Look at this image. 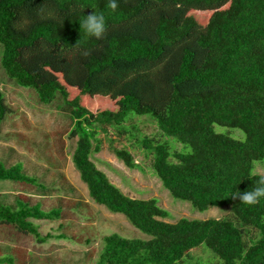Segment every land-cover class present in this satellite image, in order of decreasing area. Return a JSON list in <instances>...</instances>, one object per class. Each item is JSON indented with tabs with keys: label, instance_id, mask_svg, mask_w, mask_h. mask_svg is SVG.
<instances>
[{
	"label": "trees",
	"instance_id": "1",
	"mask_svg": "<svg viewBox=\"0 0 264 264\" xmlns=\"http://www.w3.org/2000/svg\"><path fill=\"white\" fill-rule=\"evenodd\" d=\"M106 4L0 0L4 73L68 115L70 137H77L73 162L90 197L149 236L104 235L91 264H202L190 261L201 245L219 264H264V199L248 206L231 197L256 186L258 177L249 173L264 161V0H119L115 12ZM94 11L106 19L99 39L80 29L79 20ZM10 111L0 90V125ZM144 114L183 149L126 124L130 115ZM217 126L240 129L245 137ZM108 127L135 139L174 198L199 211L229 206L232 215L168 222L157 198L125 194L92 160L102 149L100 131L113 142ZM112 151L128 168L145 170L127 147L112 145ZM2 180L48 189L21 163L0 161ZM64 198L50 209L23 194L15 204L0 201V225L40 243L67 238L65 232L42 234L32 220L62 219ZM0 264H16V256L0 255Z\"/></svg>",
	"mask_w": 264,
	"mask_h": 264
},
{
	"label": "rangeland",
	"instance_id": "2",
	"mask_svg": "<svg viewBox=\"0 0 264 264\" xmlns=\"http://www.w3.org/2000/svg\"><path fill=\"white\" fill-rule=\"evenodd\" d=\"M0 90L11 110L0 125V161L6 166L21 163L27 174L37 177L48 188L43 192L35 186L2 180L0 201L15 204L16 195L23 194L30 198L31 203L41 202L43 209H50L57 206L59 196H64L62 219L32 220L42 234L65 232L68 235L67 238H51L40 243L35 237L20 233L14 227L0 225V255L14 253L16 264H91L103 248L104 235L118 233L128 238L149 237L133 226L124 214L112 212L90 197L88 187L73 162L77 137H70V119L55 102H39L32 89L17 85L6 76L1 66ZM130 117L133 118L126 124L135 123L142 134L169 141L172 150L183 149L184 144L176 139L162 137L157 123L149 114ZM216 129L236 138L245 137L240 129L220 126ZM108 131L113 142L105 132L100 131L102 149L92 155V160L125 194L135 198H157L158 204L169 211V216L165 218L168 222H176L181 217L205 219L232 215L229 206H212L199 211L190 202L174 198L150 168L151 157L135 139L129 133L119 135L111 127ZM112 145L127 147L145 170L128 168L114 154ZM254 168L264 171V161L255 162ZM77 200L81 201L80 206L71 208ZM60 222L64 224L62 229L58 227ZM190 261L202 264L221 262L205 245L191 250Z\"/></svg>",
	"mask_w": 264,
	"mask_h": 264
},
{
	"label": "clouds",
	"instance_id": "3",
	"mask_svg": "<svg viewBox=\"0 0 264 264\" xmlns=\"http://www.w3.org/2000/svg\"><path fill=\"white\" fill-rule=\"evenodd\" d=\"M119 7V0H107L106 8L115 12ZM80 29L89 37L102 38L106 32V19L103 12L94 11L91 14L85 15L79 20ZM249 177H258L256 186L252 190L240 191L238 190L231 197L239 199V201L248 206L256 205L261 199H264V171L253 168Z\"/></svg>",
	"mask_w": 264,
	"mask_h": 264
}]
</instances>
